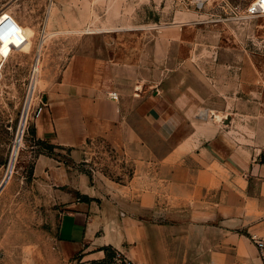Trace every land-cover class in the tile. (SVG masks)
Masks as SVG:
<instances>
[{
	"label": "crops",
	"instance_id": "obj_1",
	"mask_svg": "<svg viewBox=\"0 0 264 264\" xmlns=\"http://www.w3.org/2000/svg\"><path fill=\"white\" fill-rule=\"evenodd\" d=\"M103 30L115 28L94 32ZM129 64L77 53L43 93L39 138L71 147L74 158L103 140L134 166L119 183L51 157L38 164L56 187L63 256L107 264L103 247L112 246L128 264H264V106L255 91L247 105L237 94L231 110L210 107L204 117L187 96L142 89L141 71Z\"/></svg>",
	"mask_w": 264,
	"mask_h": 264
},
{
	"label": "rangeland",
	"instance_id": "obj_2",
	"mask_svg": "<svg viewBox=\"0 0 264 264\" xmlns=\"http://www.w3.org/2000/svg\"><path fill=\"white\" fill-rule=\"evenodd\" d=\"M251 1L95 0L93 14L88 0H0V13L11 12L28 39L12 42L18 46L11 54L12 45L0 43V264H75L81 256H63L56 187L35 171L44 158L91 180L124 183L133 175V162L103 140L74 158L71 147L49 148L35 134L29 103L59 79L71 57L85 52L136 63L127 69L141 71L142 89L187 96L204 117L210 107L231 110L237 94L247 105L249 89L264 106V14L242 16Z\"/></svg>",
	"mask_w": 264,
	"mask_h": 264
},
{
	"label": "built area",
	"instance_id": "obj_3",
	"mask_svg": "<svg viewBox=\"0 0 264 264\" xmlns=\"http://www.w3.org/2000/svg\"><path fill=\"white\" fill-rule=\"evenodd\" d=\"M197 4L203 0H193ZM264 14V0H252L250 4L244 9L243 15L246 17H255ZM27 35L24 25L11 13V12H1L0 13V43H6L12 45L15 44H24L27 41ZM18 45H12L10 49V54L12 53L14 47ZM110 96L114 99H119L120 94L118 91H112ZM46 107V102L43 96L38 97V101L31 99L28 106V116L34 114L35 117H39ZM254 238H257V235H253ZM259 245L264 246V241L259 240ZM120 254L117 255V261L122 260Z\"/></svg>",
	"mask_w": 264,
	"mask_h": 264
},
{
	"label": "trees",
	"instance_id": "obj_4",
	"mask_svg": "<svg viewBox=\"0 0 264 264\" xmlns=\"http://www.w3.org/2000/svg\"><path fill=\"white\" fill-rule=\"evenodd\" d=\"M41 141L45 142L46 140H42ZM47 145L49 146V148H52L54 146H56V144L50 143L47 141ZM79 196H81L79 194ZM87 200H90L89 197L85 196L84 197ZM103 249H105L106 254H107V258H109L107 261H105L107 264H117L118 261H115L114 259L117 257V255L119 254V252L116 251L115 248H113L112 246H104ZM118 264H128L126 261H121Z\"/></svg>",
	"mask_w": 264,
	"mask_h": 264
},
{
	"label": "water",
	"instance_id": "obj_5",
	"mask_svg": "<svg viewBox=\"0 0 264 264\" xmlns=\"http://www.w3.org/2000/svg\"><path fill=\"white\" fill-rule=\"evenodd\" d=\"M1 189H3V187Z\"/></svg>",
	"mask_w": 264,
	"mask_h": 264
}]
</instances>
